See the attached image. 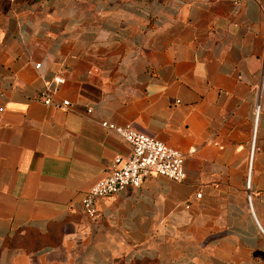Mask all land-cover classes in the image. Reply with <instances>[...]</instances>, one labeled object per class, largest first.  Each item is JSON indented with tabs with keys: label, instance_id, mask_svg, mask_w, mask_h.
<instances>
[{
	"label": "crops",
	"instance_id": "0c3cea01",
	"mask_svg": "<svg viewBox=\"0 0 264 264\" xmlns=\"http://www.w3.org/2000/svg\"><path fill=\"white\" fill-rule=\"evenodd\" d=\"M0 1V264H264V0ZM101 120L178 149L184 178L91 219L83 194L129 151Z\"/></svg>",
	"mask_w": 264,
	"mask_h": 264
},
{
	"label": "built area",
	"instance_id": "2783aa9c",
	"mask_svg": "<svg viewBox=\"0 0 264 264\" xmlns=\"http://www.w3.org/2000/svg\"><path fill=\"white\" fill-rule=\"evenodd\" d=\"M38 66L39 63H35ZM63 81L59 75L53 76L51 81H44L40 91V98L43 103L57 105L51 98L52 87ZM67 99H62L59 104L66 105ZM90 112V108H86ZM258 112L257 105L254 108L256 118ZM100 125L106 129H112L129 145V151L124 154L113 156L105 173L95 179L81 198V209L91 219L98 216L95 201L98 198L119 192L126 187H136L143 179L152 174H160L166 177L182 180L185 176L183 168V153L178 149L166 144L164 141L136 131L128 124L118 125L111 121L101 120ZM255 125V121H254ZM253 143V139H251ZM249 174L245 176V188L248 189ZM200 193H195L199 196ZM245 200L250 207V193L247 191ZM264 233V232H263Z\"/></svg>",
	"mask_w": 264,
	"mask_h": 264
},
{
	"label": "rangeland",
	"instance_id": "374dc122",
	"mask_svg": "<svg viewBox=\"0 0 264 264\" xmlns=\"http://www.w3.org/2000/svg\"><path fill=\"white\" fill-rule=\"evenodd\" d=\"M16 2H35L47 1L48 5L57 10H62L64 13L71 14L72 12L80 13L81 11L87 12L98 6L101 0H15ZM6 3V1H0Z\"/></svg>",
	"mask_w": 264,
	"mask_h": 264
}]
</instances>
